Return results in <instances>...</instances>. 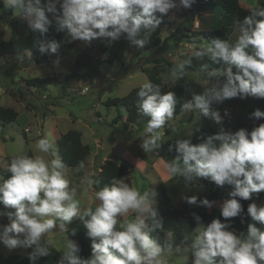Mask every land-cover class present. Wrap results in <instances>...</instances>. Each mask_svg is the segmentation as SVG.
I'll use <instances>...</instances> for the list:
<instances>
[{
  "label": "clouds",
  "instance_id": "obj_1",
  "mask_svg": "<svg viewBox=\"0 0 264 264\" xmlns=\"http://www.w3.org/2000/svg\"><path fill=\"white\" fill-rule=\"evenodd\" d=\"M45 2L47 12L53 14L58 25L57 30H67L71 40L90 43L98 38H109L115 41L123 35L131 44L143 48L148 43V34L162 23L163 15L173 9L190 8L194 0ZM3 3L19 10L31 29L42 35L49 31L52 20L38 6L41 0H3ZM238 26L240 34L235 44L220 38L211 43H193L189 46L191 56L177 65L183 74L193 57L197 60L207 57L213 63L223 64L222 69L209 71L208 86L199 94L193 92L191 100L182 105V110L198 109L218 125L223 118L213 108L214 104L237 97L264 98V8L252 9L251 15L238 21ZM142 30H147L148 34L139 38ZM38 44L41 53L58 52L59 44L54 40H41ZM54 64L58 65L59 60ZM201 67L208 69L207 64ZM137 97L139 112L149 117L144 129L147 135L140 147L145 153L154 152L162 145L159 130L173 118L177 98L174 92L162 93L159 85L148 81L140 86ZM251 118H264V111L254 110ZM36 149L44 155L14 157L8 167L11 175L0 182V204L13 210L4 213L9 223L0 226V243L9 250L31 248L28 258L30 264H35L38 258L50 254V241L46 237L53 229L58 227L63 234L78 217L92 241L91 256L82 258L78 244L66 238L58 264H167L165 247L152 236L163 227L154 191L141 192L123 177L113 178L110 185L95 191V198L100 201L95 210L81 211L76 189L70 188L66 166L54 141L41 138L36 141ZM175 151L178 155L166 164L170 178L181 176L189 181L205 178L217 186L227 184L233 188L229 198L220 205L224 221L214 218L206 227L201 225L203 231L185 249L194 257L192 264H264V231L257 227V222L264 224V205L257 206L254 202L248 205L247 215L256 223H248L246 236L230 230L231 218L241 216L244 211L240 201L251 200L254 193L264 191V123L250 132L243 128L231 132L221 127L195 145L188 139H178ZM99 183V180L87 179L89 188ZM184 199L206 208L215 203L207 198L198 200L196 196ZM129 211L135 213V218L125 219L117 229L118 217L126 216ZM193 217L199 224L201 218L195 213ZM172 238L169 232L168 248L172 246Z\"/></svg>",
  "mask_w": 264,
  "mask_h": 264
},
{
  "label": "rangeland",
  "instance_id": "obj_2",
  "mask_svg": "<svg viewBox=\"0 0 264 264\" xmlns=\"http://www.w3.org/2000/svg\"><path fill=\"white\" fill-rule=\"evenodd\" d=\"M239 5L243 13H251V10L257 7L264 8L257 3V0H239ZM38 6L42 8L41 5ZM187 13L186 8H181L179 11L175 9L170 10L168 15L170 16L169 19L171 22L168 26L166 25V27L163 28L162 32L160 31L162 39L169 37V41L175 45L173 49H170L164 55V57L176 65L184 61L185 55L191 53L192 50L189 47L190 45L193 43L197 45L207 43L203 37H196L194 31L206 29L210 24L211 26H220L223 23L220 8L213 7L212 11L195 13L192 23L184 24L183 28H177L178 24H180ZM246 16H248V14H244L242 17L238 18V21H243ZM203 21L207 24L206 26H204ZM238 21L233 24V28L231 29L230 39L232 40L237 37L231 44L236 43L240 34ZM30 30L32 29L29 27L27 20L19 10L13 8L12 13H10L9 7L6 4L3 3V6H0V36L9 38L11 35L24 34ZM170 33H174L173 37L170 36ZM146 34H148L147 30H142L139 38H143ZM150 34H148V38ZM72 43L77 44V46ZM92 43L97 48L99 45L100 48L104 47L99 51L104 53L105 58H107L111 51H115L116 58H114L110 64L103 62L102 60H99L100 62L95 60L88 64L89 62L87 60L83 65H80V60L77 63L72 64L71 70L73 69L74 72H68V67L70 66L69 63H72L73 61V58L68 54L71 53V55L75 57L77 56L76 53L80 51V48L84 47L87 48L85 54H89V45L91 44L81 40H71L67 34V30L62 32L58 42V50H63L65 54H67L68 57L66 59H60V56L63 54L59 53L52 54L55 55V59L50 54V58L43 63H36L31 58V63L27 62L26 67L22 70V74L28 75V78L36 76H53V83L48 85L45 90L26 85L24 79L19 80L18 83H12L10 81L11 72L8 65L18 68L16 64L17 61L13 58H10V60L0 58V97L6 99V101H3V104L13 108L15 107L14 109L17 108V112L19 113L16 121L4 126L0 124V166L6 167L11 163V160L14 157L27 155L28 152H31L33 157L44 155L36 149V141L47 137L54 141L58 148L57 139L61 133L71 128L75 129V126L84 125L89 122L96 137H98L97 139H99L98 145L96 146V152L95 146L91 150L89 148V154L85 158L83 167H66L65 169L66 178L70 181V188L76 189V199L80 201L81 211L87 209L91 204L99 205L100 203L94 195L95 191H98L99 189L94 186L89 188L87 179H95L99 171V165L104 162V160L110 158L103 160L102 154L97 155V157L99 156V158H97L95 155V153H98L97 150L104 149L103 151L108 153L105 154L103 152L105 155L104 157L110 156L122 165V162L117 155V149H120L119 145H127L130 149H133L136 147L135 145H139L138 143L141 142V140L143 141V138L147 135L144 132L147 123L138 128H129V124H125V119L123 122L122 120L119 121V118H111L114 114V110L110 109H113L114 107H105L102 102L108 97L122 96L128 90L141 86L146 81L149 82L147 75L142 72L140 68L152 66V59L156 56L155 47L149 49L137 47L131 44V42L123 35L120 39L115 41H112L109 38H98L93 40ZM29 53L30 51L27 50V55H29ZM57 59L59 60L58 65L54 64V61ZM98 59H100V57H98ZM1 66L3 67L2 69ZM162 66H164V70L161 72L163 82L166 84L172 83L175 79L174 70L170 67L168 68L164 63ZM222 68L223 65L220 66L219 69ZM86 74H89V76H86ZM94 75H99L101 77L99 80L103 83L101 86L103 89L100 88L101 90L99 93L100 104H97V107V100L91 97L90 95L92 94L89 93V90H95L99 85V83L95 84L92 82L91 79ZM69 77L76 78V81L72 83L73 87L71 89L65 90L64 87H61L60 80L65 78L70 79ZM206 81L208 80L203 78L201 72L190 73L189 79L186 82V93L190 98L192 97L193 92L199 94L208 86ZM212 82H214V80ZM11 92L17 94L15 95L17 97L16 103L7 96ZM254 99L256 98L247 97L245 99H240L237 97L226 99L220 104H214L213 108L218 110L223 118L221 124L218 125L214 123V126L218 129L223 127L227 131L234 124L239 113L245 107L252 104ZM87 108L90 110L87 111ZM119 109L121 110L123 108ZM26 110H30V112ZM225 113H227V115H225ZM56 120L59 122L57 128L55 126ZM70 120H79L77 123L78 125H72ZM200 123L201 114L198 109H193L191 112L183 110L179 115L173 116L170 121L166 122L164 127L169 129V133L162 135L161 143L163 144L168 135H172L181 140H190L194 130ZM159 131L162 132V129ZM110 141H118L120 143L117 144V142H114L117 146L111 150L108 147H113L114 143L110 145ZM103 142L108 143L109 145L104 147ZM139 151L142 154H145L146 158H149V164L143 170V173H139L141 177H137L136 172L132 171L128 166L123 177L125 181L131 187H135L141 192L151 189L156 193L155 187L157 183L162 181V179H167L165 180L167 188L175 205L179 208L195 213L201 205L189 204L184 197L196 196L198 200L204 199L206 195L205 188L198 182L183 185L179 183L175 177L170 178L166 171V163L165 166H163L157 162L160 158L157 153L151 154V152L144 153L142 150ZM223 201V199H220L214 205ZM253 202L256 203L257 206L264 205V195L259 199H255ZM7 211L13 210L5 209L4 206L0 204V226L9 223L7 215L4 214ZM134 218L135 213L131 211H129L126 216L118 217L117 229H119L120 223L125 219L132 220ZM201 225H203V222L201 221L199 224H196L193 239L196 235L202 232ZM54 230L55 233L53 232ZM53 231L46 237L47 240L50 241L49 248L57 249L62 255L65 239L71 238L66 235V233L61 234L58 227L54 228ZM177 246H179V250H177ZM164 247L166 249L164 256L167 259V264H192L194 257L190 250H185L190 246H186L172 238L171 248H168L167 241L165 242ZM0 251L7 255L23 254L29 256L32 249L17 247L16 249L9 250L3 243H0ZM90 256L91 255L87 256L85 259L90 258ZM35 264H38L37 260L35 261Z\"/></svg>",
  "mask_w": 264,
  "mask_h": 264
},
{
  "label": "trees",
  "instance_id": "obj_3",
  "mask_svg": "<svg viewBox=\"0 0 264 264\" xmlns=\"http://www.w3.org/2000/svg\"><path fill=\"white\" fill-rule=\"evenodd\" d=\"M3 0H0V6H3ZM257 3L264 7V0H257ZM40 5L45 11L46 16L52 20L51 25L49 26V31L45 34H41L38 30H30L24 34L11 35L9 38H4L0 36V57L6 56H17L23 52L24 49H27L32 54V59L36 63H43L50 58L49 53H41L39 51L38 41H56L58 43L61 34L63 31H58V25L56 24L53 14L47 12L45 0H41ZM59 8V6H57ZM213 7L220 8V13L223 19V23L220 26H211L209 25L206 29H200L194 31V35L198 38L203 37L207 43L215 38H220L228 41L230 44L234 42V39L231 38V29L233 24L238 21V18L242 17L244 14L251 15L250 12L243 13L240 9L239 0H197L194 2L190 8H186L187 15L184 19L178 24L177 28H183L184 24L192 23L194 20L195 13L208 12L212 11ZM13 8L9 6V12L12 13ZM10 15V14H8ZM157 16L161 14L157 13ZM170 19L168 15L162 16V23L154 31L151 32L148 43L145 44L144 48H156V56L153 57V65L150 67H142L140 70L144 72L149 82L154 85H159L162 93H167L172 91L175 93L177 98L176 110L173 116L179 115L182 110V105L191 100L190 96L186 93V82L189 79L190 73L201 72L205 80H209L208 72L214 69H219L223 64H217L210 61L207 57L203 60H197L192 58V64L186 66L183 74H181L177 68V65L167 60L164 55L170 50L173 49V45L169 41V37L164 39L160 36V31L170 24ZM173 34H170L173 37ZM104 48V47H101ZM191 56V53L184 56V60L188 59ZM116 58L115 51H111L107 58L103 61L107 63H112ZM166 64L168 68L174 70L175 79L172 83L166 84L163 82L161 77V72L164 70L162 64ZM203 64L208 65V69H203L201 66ZM233 71H236V68L233 67ZM54 77L44 76V77H30L25 78V84L32 86L34 88H39L45 90L48 85L52 84ZM214 80V78H213ZM223 80V78H221ZM140 86L134 87L129 90L125 95L118 97H108L102 104L105 107H114L116 109L123 108L126 114L125 124H130L133 126L141 127L147 123L149 117L143 116L142 113L138 110V97L137 92L139 91ZM260 109L264 111V99L256 98L253 100L252 104L245 107L236 118L234 124L227 130L235 132L241 128L247 129L249 132L254 128L259 126V124L264 123V118L256 120L251 118V113ZM17 110L10 106H0V124L7 125L16 121L18 116ZM120 118V115L117 114L115 119ZM218 128L214 126V122L209 118L204 117L201 114V123L194 130L192 137L190 139L192 144H199L209 136L217 133ZM169 133V129L165 128V134ZM178 140L172 135H168L161 145L160 149L157 150L158 155L165 161L167 164L174 160L178 155L175 151V143ZM57 144L59 148V154L66 167L80 168V165L85 162V158L89 154V147L87 144H84L81 139V132L77 129L71 128L67 131L60 134L57 139ZM172 146V150L169 151V146ZM26 156L33 157L31 152H28ZM182 164V161H181ZM10 163L6 167L0 166V176L2 182L7 179L11 173L8 171ZM128 165L125 163H119L114 159H106L99 165L98 174L95 177V180H99V185H93L94 187L100 188L110 185V181L113 178H122L125 175L126 168ZM175 179L181 184H190L193 182H198L206 190L205 198L209 201H214L215 203L220 199H228L229 192L233 190L232 186L224 185L223 187L217 186L214 182L205 178H193L192 180H186L184 177L176 176ZM156 191V206L158 208L160 216L163 218V227L162 229H157L152 233V236L157 239V241L164 247L166 242V234L171 232L173 238L180 243L190 246L193 240L194 229L197 224V221L193 217V212L179 208L175 205L173 199L171 198L166 181H160L155 187ZM264 195V191L253 194L251 200H241L244 211L241 213V216L231 218V228L230 230L234 231L237 235L241 234L242 236L247 235V225L248 223H256L252 221L251 218L247 215V207L250 203H253L255 199H259ZM214 203V204H215ZM221 203L213 204L211 208H206L200 206L195 212L201 218L203 226H207L214 218H219L221 221H224V218L220 215V205ZM98 205L91 204L88 208H91L93 211ZM243 220V222H242ZM151 223V221H149ZM257 227L264 231V224H259L257 222ZM73 231H75L73 233ZM203 231V228H202ZM74 242L80 247L79 255L82 258H86L91 255V239L87 236V229L83 226L82 221L77 217L74 218L71 224L68 225L67 231L65 232ZM49 255L40 257L37 259L38 264H58L61 254L55 248H49ZM29 256L23 254H8L5 255L0 251V264H30Z\"/></svg>",
  "mask_w": 264,
  "mask_h": 264
},
{
  "label": "crops",
  "instance_id": "obj_4",
  "mask_svg": "<svg viewBox=\"0 0 264 264\" xmlns=\"http://www.w3.org/2000/svg\"><path fill=\"white\" fill-rule=\"evenodd\" d=\"M57 6H59V5H57ZM168 15V14H167ZM168 17H170L169 15H168ZM203 23H204V21H203ZM207 24H205L204 23V26H206ZM172 29V28H171ZM163 30V29H162ZM162 30H161V32H162ZM173 30V29H172ZM171 34V33H170ZM59 42V41H58ZM93 41H91V43H89V44H91V45H89V47H90V50H89V54H85V52L87 51V48L86 47H84V48H80V51L78 52V53H76L77 54V56H75V57H73V55H71V53L70 54H68V55H70L72 58H73V61H72V63H69L70 64V66L68 67V72L69 71H73L74 72V70L72 69L71 70V68H72V64L74 63H77L78 61H80V65H83L84 63H85V61H87L88 60V64H90V63H92V62H94L95 60L96 61H98V62H100L99 60H104V58H105V55H104V53H101L99 50L101 49L100 48V45H99V47L97 48L93 43H92ZM73 45H75V46H77V44H74V43H72ZM57 53H59V54H63V55H61L60 56V59H66L68 56H67V54H65V52L63 51V50H58V52ZM100 55V56H99ZM51 56L52 57H54V59H55V55H52L51 54ZM98 57H100V59H98ZM0 58H2V59H4V60H10V58H13L15 61H17L16 62V64H17V66H18V68L17 67H15V66H12V65H8L9 67H10V72H11V79H10V81L12 82V83H18L19 82V80H21V79H25V78H28L29 76L28 75H26V74H22V70L26 67V65H27V62L28 63H31V58H32V54L30 55H27V49H26V51H25V49L23 50V52L22 53H20L19 55H17V56H6V57H0ZM104 62V61H103ZM89 67H91V66H89ZM3 67L1 66V69H2ZM5 68V67H4ZM97 68V67H96ZM67 72V73H68ZM71 74V73H70ZM86 76H89V74H86ZM106 76H107V74H106ZM127 76H129V75H127ZM51 77V76H50ZM53 77V76H52ZM70 79H63V80H60V85H61V87H64V89L65 90H67V89H71L72 87H73V85H72V83L74 82V81H76V78H72V77H69ZM101 77L98 75V76H96V75H94L93 76V78L91 79L92 80V82L93 83H95V84H98L99 83V85H98V87H97V89H95V90H89V93L90 94H92V95H90L91 97H93V98H95L96 100H97V103H96V101H95V103H96V107H97V104H100L99 103V99H100V96H99V93H100V90L101 89H103V88H101V86L103 85V83L99 80ZM20 84V83H19ZM94 84V85H95ZM18 85V84H17ZM93 85V84H92ZM20 87V86H19ZM109 87V86H108ZM107 87V88H108ZM21 88V87H20ZM101 88V89H100ZM106 88V89H107ZM129 91V90H128ZM127 91V92H128ZM127 92H125V94L127 93ZM124 94V95H125ZM15 95H17L16 93H14V92H11L10 94H8L7 96H9L8 98H10V99H12L13 101H15L14 103H16L17 101H16V99H17V97L15 96ZM96 96V97H95ZM123 96V95H122ZM3 101H6V99H3V98H1L0 97V106H8V105H6V104H3ZM103 101V100H102ZM13 108V107H12ZM15 108V107H14ZM112 108V107H111ZM15 110H17L18 111V109L16 108ZM88 110H90V109H88L87 108V111ZM110 110H114V114L111 116V118H114V117H116V115L117 114H120V118H119V121L120 120H124L125 119V112H124V109H119V110H117V109H110ZM20 111H22V110H20ZM26 111H29L30 112V110H26ZM18 118V117H17ZM99 118H101V117H99ZM110 118V119H111ZM78 121L79 120H70V123L72 124V125H78L77 123H78ZM89 121H91V120H89ZM124 122V121H123ZM58 124H59V122L56 120L55 121V126H56V128H57V126H58ZM115 124H116V122H115ZM82 126V127H81ZM76 128L75 129H78L80 132H81V139L82 140H84V141H82V142H84V143H87L88 144V146H89V148H90V150L92 149V148H94V146H95V152H96V146L98 145V141H99V139H97L98 137H96V134H95V132H94V130L92 129V126L90 125V123L89 122H87V123H85L84 125H79V126H75ZM128 127L129 128H137V126H133V125H128ZM56 131V130H55ZM86 139V140H85ZM87 141V142H86ZM90 141V142H89ZM111 141H113V140H111ZM109 142V144L110 145H112L114 142H117V144H119L120 142H118V141H114V142ZM120 141V140H119ZM133 141V140H132ZM132 143V142H131ZM141 143H142V140H141V142H139L138 144L139 145H135L136 147H134L133 149H130L127 145L126 146H121V145H119L120 146V149H117L118 150V153H117V155H118V157H119V160L122 162V163H126L131 169H132V171H135L136 172V176L138 177V176H140L141 177V173H143V170L148 166V164H149V158H146V155L145 154H142L139 150H142V148L140 147V145H141ZM103 144H104V147H106V146H108L109 144L108 143H104L103 142ZM117 144L116 143H114L113 144V147H108L109 149H111V150H113V148L115 147V146H117ZM135 144H136V142H135ZM134 145V144H133ZM104 149H99V150H97V152L98 153H95V155H96V157H97V155H99V154H102V159L104 160V159H106V158H110V159H113V158H111L110 156H106V157H104L105 155H104V151H103ZM143 151V150H142ZM104 152V153H103ZM144 152V151H143ZM145 153V152H144ZM148 153V152H147ZM152 153H157V150L156 151H154V152H151V154ZM105 154H108V153H105ZM158 154V153H157ZM159 156V155H158ZM160 157V156H159ZM97 158H99V156L97 157ZM160 165H163V166H165V161L160 157L159 159H158V161H157ZM140 173V174H139ZM165 180H167V179H162V181H165ZM156 196V195H155ZM54 233H55V230L53 231ZM65 233V232H64ZM5 254V253H4ZM5 255H7V254H5Z\"/></svg>",
  "mask_w": 264,
  "mask_h": 264
},
{
  "label": "built area",
  "instance_id": "obj_5",
  "mask_svg": "<svg viewBox=\"0 0 264 264\" xmlns=\"http://www.w3.org/2000/svg\"><path fill=\"white\" fill-rule=\"evenodd\" d=\"M196 1H197V0H194V2H196ZM161 133H162V135L165 134V127L162 128V132H161Z\"/></svg>",
  "mask_w": 264,
  "mask_h": 264
}]
</instances>
